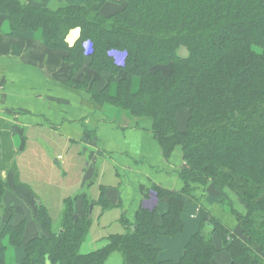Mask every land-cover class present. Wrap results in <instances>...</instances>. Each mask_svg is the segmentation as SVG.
Wrapping results in <instances>:
<instances>
[{
	"label": "trees",
	"instance_id": "obj_1",
	"mask_svg": "<svg viewBox=\"0 0 264 264\" xmlns=\"http://www.w3.org/2000/svg\"><path fill=\"white\" fill-rule=\"evenodd\" d=\"M0 20L13 37L41 31L43 45L70 64L72 82L86 67L109 77L107 85L81 84L96 104L150 119L166 158L180 149L186 164L182 191L154 190L167 212L141 208L134 223L120 220L124 233L88 254L81 249L93 229L91 207H118L105 191L98 203L66 199L58 227L40 202L32 220L13 224L0 173V237L24 250L20 264H109L114 254L122 264H264V0H88L58 10L0 0ZM76 29L81 36L70 47ZM135 77L140 89L132 94ZM198 186H210L239 227L231 231L202 209L201 229L181 260L161 261L162 238L185 231L184 209ZM6 251L0 246V264Z\"/></svg>",
	"mask_w": 264,
	"mask_h": 264
},
{
	"label": "crops",
	"instance_id": "obj_2",
	"mask_svg": "<svg viewBox=\"0 0 264 264\" xmlns=\"http://www.w3.org/2000/svg\"><path fill=\"white\" fill-rule=\"evenodd\" d=\"M21 1L52 10L88 3ZM80 36V29L71 31L69 46ZM70 78V64L60 51L43 45L41 31L13 37L9 23L0 20V173L10 187L5 204L17 210L12 223L21 216L31 220L24 212H35L39 202L52 214L62 211L69 198L86 197L98 203L105 191L108 201L118 207L104 212L101 205L94 206L96 222L88 241L93 245L111 234L124 233L120 220L134 223L141 208L167 212L154 190L182 191L185 182L180 173L186 164L180 149L166 158L150 119L134 118L111 104H96L81 84L95 79L103 86L109 77L86 67L73 82ZM140 83L139 78L133 79L132 94L138 93ZM117 94L118 84L113 82L109 95L115 98ZM194 197L196 201H188L184 209L185 231L162 238L161 261L181 260L187 244L201 229L202 209L209 219L231 231L238 229L236 215L210 186L196 187ZM234 206L243 212L241 204Z\"/></svg>",
	"mask_w": 264,
	"mask_h": 264
},
{
	"label": "rangeland",
	"instance_id": "obj_3",
	"mask_svg": "<svg viewBox=\"0 0 264 264\" xmlns=\"http://www.w3.org/2000/svg\"><path fill=\"white\" fill-rule=\"evenodd\" d=\"M257 52L261 53V50L259 49H255ZM10 190V189H9ZM5 206L8 208V212H7V216L8 215H12L11 218L13 217L14 218V214H16L15 212H17V210H15L13 207H9L5 204ZM20 210V209H19ZM49 211V210H48ZM62 211H63V208H62ZM62 211L61 210H57V211H54V213L51 214V212L49 211L50 215L54 217V220L56 222V227L59 226V221H60V217H61V214H62ZM22 212L21 210L19 211V213ZM26 211L24 212V215H27L28 217L30 218H34L33 215L37 214V211L35 209V212H30V214H25ZM22 219H24L23 216L21 217H18V219H15L13 220V224H18ZM31 219V220H32ZM30 220V219H28ZM94 222H93V227H94V224H95V220L96 219H93ZM12 221V220H11ZM6 222V220L4 219L3 221V225L4 223ZM114 229V228H113ZM121 229V228H120ZM123 229V228H122ZM124 230V229H123ZM112 233H114L112 231ZM92 236H90L91 238ZM89 238V239H90ZM0 246H4L6 247L7 251H6V263L7 264H20L24 258V250L23 249H19V248H14L10 245L9 243V240L8 238H1L0 237ZM100 246V243H96V244H93V245H89V243L87 242L81 249V252L83 254H88L96 249H98ZM123 263V258L120 254H114L110 260H109V264H122Z\"/></svg>",
	"mask_w": 264,
	"mask_h": 264
},
{
	"label": "water",
	"instance_id": "obj_4",
	"mask_svg": "<svg viewBox=\"0 0 264 264\" xmlns=\"http://www.w3.org/2000/svg\"><path fill=\"white\" fill-rule=\"evenodd\" d=\"M93 207H91V214H92Z\"/></svg>",
	"mask_w": 264,
	"mask_h": 264
}]
</instances>
